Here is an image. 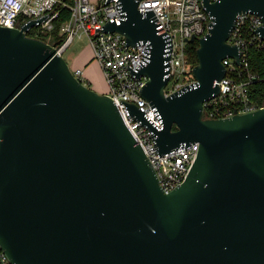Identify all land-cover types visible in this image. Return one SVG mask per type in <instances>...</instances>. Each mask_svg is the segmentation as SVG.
<instances>
[{
    "label": "water",
    "instance_id": "obj_1",
    "mask_svg": "<svg viewBox=\"0 0 264 264\" xmlns=\"http://www.w3.org/2000/svg\"><path fill=\"white\" fill-rule=\"evenodd\" d=\"M121 0L105 29L149 46L142 96L164 120L160 154L198 141L185 180L170 192L109 94L83 83L58 49L0 25V245L14 264H264V107L205 118L223 60L241 64L229 37L236 16H262L264 0H203L195 82L172 95L168 39L153 11ZM132 114L149 121L134 103ZM177 126L174 130L173 127Z\"/></svg>",
    "mask_w": 264,
    "mask_h": 264
},
{
    "label": "built area",
    "instance_id": "obj_2",
    "mask_svg": "<svg viewBox=\"0 0 264 264\" xmlns=\"http://www.w3.org/2000/svg\"><path fill=\"white\" fill-rule=\"evenodd\" d=\"M138 7L143 12H154L158 33L168 39L165 55L168 56L166 62L170 72L165 94L172 95L187 84L194 83L195 77L190 78L194 66L190 63L186 48L190 42L188 39L204 35L209 28L210 15L203 0H139ZM63 15L66 18L60 25V38L51 44L63 55L77 35L86 37L110 84L109 95L124 123L156 169L163 190L172 191L187 177L200 143H182L170 152L160 154L152 127L163 129L164 120L157 107L142 96V88L149 77L137 75L148 63V42L127 46L123 33L105 29L107 22L120 24L124 18L121 0H0V25L21 27L32 19L40 20L28 30H34L32 37L40 39L54 30L56 20ZM262 25V16L257 13L237 14L228 41L239 47L241 64L231 57L223 60L227 73L218 82L219 92L204 102L205 118H226L264 107V97L260 101L252 97L251 84L260 77L248 69L249 49L254 46L264 51V39L259 32ZM73 70L87 85L82 70ZM237 72L239 79L234 76ZM129 103L139 107L149 124L131 113ZM0 264H14L1 245Z\"/></svg>",
    "mask_w": 264,
    "mask_h": 264
},
{
    "label": "trees",
    "instance_id": "obj_3",
    "mask_svg": "<svg viewBox=\"0 0 264 264\" xmlns=\"http://www.w3.org/2000/svg\"><path fill=\"white\" fill-rule=\"evenodd\" d=\"M66 18V15L58 18L55 22L54 30L51 33L41 36L43 39L48 40L50 43H55V39L60 38V25L62 21ZM29 35H35V31L32 30L28 32ZM199 43L197 40L189 42L187 44L186 52L189 57L190 63L192 66H195L198 63L197 57V48ZM249 71L259 75V80L251 84L252 97L255 100H261L264 97V51L256 47H251L249 49ZM73 70V69H72ZM74 71V70H73ZM235 77L239 79L238 72L234 74ZM191 79H194V75H190ZM87 85L89 86L90 81L87 79ZM259 94V95H258ZM262 102V101H261ZM174 130L177 129V126L173 127Z\"/></svg>",
    "mask_w": 264,
    "mask_h": 264
},
{
    "label": "rangeland",
    "instance_id": "obj_4",
    "mask_svg": "<svg viewBox=\"0 0 264 264\" xmlns=\"http://www.w3.org/2000/svg\"><path fill=\"white\" fill-rule=\"evenodd\" d=\"M71 51H83L84 53L91 52V57L87 63V67L90 66L89 72L91 74L89 86L100 93L110 94V84L105 77L104 71L94 56V51L89 44L86 37H80L77 35L70 46L65 50L63 56L69 60ZM70 61V60H69ZM75 69V68H73Z\"/></svg>",
    "mask_w": 264,
    "mask_h": 264
},
{
    "label": "crops",
    "instance_id": "obj_5",
    "mask_svg": "<svg viewBox=\"0 0 264 264\" xmlns=\"http://www.w3.org/2000/svg\"><path fill=\"white\" fill-rule=\"evenodd\" d=\"M91 57V52L89 51V53H84L83 51H71L70 55H69V64L70 66L75 69H81L83 72V75L90 80L91 74L89 72L90 66H86L89 59Z\"/></svg>",
    "mask_w": 264,
    "mask_h": 264
}]
</instances>
